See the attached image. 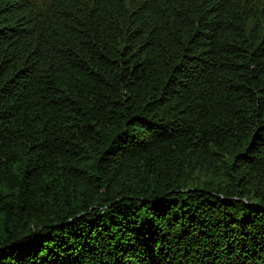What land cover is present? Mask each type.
<instances>
[{"label": "trees", "instance_id": "16d2710c", "mask_svg": "<svg viewBox=\"0 0 264 264\" xmlns=\"http://www.w3.org/2000/svg\"><path fill=\"white\" fill-rule=\"evenodd\" d=\"M0 264H264V0H0Z\"/></svg>", "mask_w": 264, "mask_h": 264}]
</instances>
